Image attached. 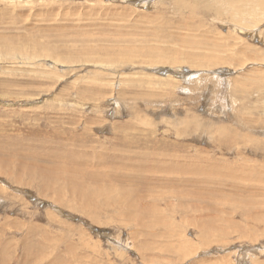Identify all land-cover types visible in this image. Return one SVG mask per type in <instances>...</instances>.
Returning <instances> with one entry per match:
<instances>
[{
    "label": "rangeland",
    "instance_id": "1",
    "mask_svg": "<svg viewBox=\"0 0 264 264\" xmlns=\"http://www.w3.org/2000/svg\"><path fill=\"white\" fill-rule=\"evenodd\" d=\"M0 264H264V0H0Z\"/></svg>",
    "mask_w": 264,
    "mask_h": 264
},
{
    "label": "bare ground",
    "instance_id": "2",
    "mask_svg": "<svg viewBox=\"0 0 264 264\" xmlns=\"http://www.w3.org/2000/svg\"><path fill=\"white\" fill-rule=\"evenodd\" d=\"M233 13H235V12H233ZM233 13H232V14H233ZM236 13H237V12H236ZM236 13H235V14H236ZM245 13H246V12H245ZM243 31H244V30H243ZM150 52H151V51H150ZM213 54H214V53H213ZM77 55H78V54H77ZM83 55H84V54H83ZM214 58H215V56H214ZM60 60H61V59H60ZM186 62H187V61H186ZM212 73H213V72H212ZM240 82H241V81H240ZM258 97H259V96H258ZM262 182H263V181H262ZM118 201H119V200H118ZM93 206H94V205H93ZM102 220H103V219H102ZM39 235H40V234H39ZM85 261H86V260H85Z\"/></svg>",
    "mask_w": 264,
    "mask_h": 264
}]
</instances>
